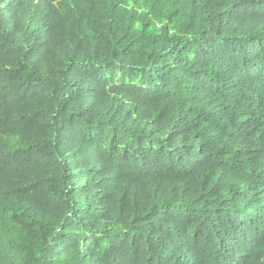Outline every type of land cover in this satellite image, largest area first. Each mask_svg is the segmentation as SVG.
Masks as SVG:
<instances>
[{
  "label": "trees",
  "instance_id": "1",
  "mask_svg": "<svg viewBox=\"0 0 264 264\" xmlns=\"http://www.w3.org/2000/svg\"><path fill=\"white\" fill-rule=\"evenodd\" d=\"M0 264H264V0H0Z\"/></svg>",
  "mask_w": 264,
  "mask_h": 264
}]
</instances>
